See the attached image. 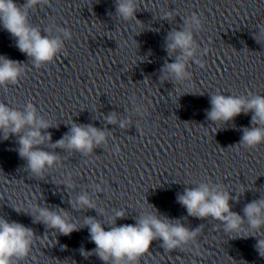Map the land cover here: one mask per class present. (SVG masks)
I'll use <instances>...</instances> for the list:
<instances>
[{
  "label": "clouds",
  "instance_id": "clouds-1",
  "mask_svg": "<svg viewBox=\"0 0 264 264\" xmlns=\"http://www.w3.org/2000/svg\"><path fill=\"white\" fill-rule=\"evenodd\" d=\"M40 0H25L18 5L16 0H0V26L16 40V47L29 57L36 68L51 62L63 47L59 37L42 35L41 30L29 22L28 10ZM139 10L138 0H115V14L122 21H132ZM140 22V21H136ZM190 24L200 26V20L193 15ZM63 31L64 37H69L68 31ZM193 33L189 28L173 30L166 39V49L169 54L179 52L174 62L166 63L161 69L165 79L184 81L189 78L186 61L194 54ZM201 68L205 65L201 64ZM25 65L20 61L0 56V87L18 83L24 75ZM241 113H252V127L243 129L241 144L255 148L264 143V96L253 95L250 99L235 95L213 94L211 110L207 118L217 124H227ZM109 123H115V116L108 118ZM123 122L121 127H123ZM52 124L37 114L34 104L28 103L23 110L9 107L0 102V139L8 140L17 137L19 156L26 161V167L34 175H41L45 168L52 167L58 157L44 150L45 142L51 143V133L47 131ZM105 140V133L91 125L79 126L73 124L71 130L53 147L74 149L90 152L94 143L99 145ZM231 195L219 185L200 183L195 187L185 188L178 201L187 209L189 216L198 219L211 217L224 224L226 233L244 231L247 221L251 233L264 229V199L248 203L244 215L231 210ZM77 203L86 208L94 209L96 205L86 195L78 198ZM75 207V205H73ZM38 222L50 229L57 230L60 235L68 236L79 230V225L69 218L64 209L51 210L39 208ZM125 212L117 211L111 218V225L105 230L104 224L95 217H87L84 221L88 228L91 241L96 245L91 252L85 249L80 254L86 259L97 256L104 264H139V259L148 253L154 240L162 241V247L171 252L183 244L195 239L200 228H186L179 220L173 222L168 218H160L157 214L145 211L135 224L116 226L117 219H124ZM32 229L17 222H8L0 218V264H12V259L26 257L34 238ZM252 236V235H251ZM66 247V246H65ZM261 257H264V239H259L255 245Z\"/></svg>",
  "mask_w": 264,
  "mask_h": 264
}]
</instances>
